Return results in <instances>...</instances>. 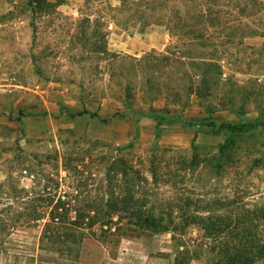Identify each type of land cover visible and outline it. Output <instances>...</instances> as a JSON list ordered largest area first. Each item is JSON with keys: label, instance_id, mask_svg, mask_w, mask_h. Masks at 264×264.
<instances>
[{"label": "rangeland", "instance_id": "obj_1", "mask_svg": "<svg viewBox=\"0 0 264 264\" xmlns=\"http://www.w3.org/2000/svg\"><path fill=\"white\" fill-rule=\"evenodd\" d=\"M25 1L0 0V264H207L194 216L226 219L231 244L264 229V0ZM210 120L254 127L221 152ZM78 191L177 225L87 237L76 260L42 248L19 215Z\"/></svg>", "mask_w": 264, "mask_h": 264}, {"label": "trees", "instance_id": "obj_2", "mask_svg": "<svg viewBox=\"0 0 264 264\" xmlns=\"http://www.w3.org/2000/svg\"><path fill=\"white\" fill-rule=\"evenodd\" d=\"M10 1L13 2V0ZM62 1L26 0L24 5L33 16H36L41 12L51 10ZM151 111L150 116L156 120L157 128H159L164 124L166 117L158 114L156 110ZM83 113L86 111L77 114ZM168 122L171 123L172 120L168 119ZM206 125L211 127L214 133L226 131L230 134L226 143L221 145V152H225L227 148L235 144L236 135H241L254 127L252 121L217 124L210 120ZM79 196V191L76 195L69 192L64 194L56 192L40 196L27 203L26 210L19 216L24 219L27 225L41 226L42 248L45 247L76 260L80 257L83 241L87 237H94L101 242L115 243L128 229L137 232H164L174 231L177 225L173 219L168 221L163 216L156 215L151 211L145 199L133 194L87 198L82 201ZM262 212L263 210H261V214ZM193 219L194 223L203 230L204 237L211 239L213 244L208 251L207 264H256L264 258V229L235 236L239 239H235L231 244L224 240L225 231L230 227L226 219L212 216H194ZM1 222L2 229H6L8 227L6 221L2 220ZM14 222H16L15 219Z\"/></svg>", "mask_w": 264, "mask_h": 264}]
</instances>
